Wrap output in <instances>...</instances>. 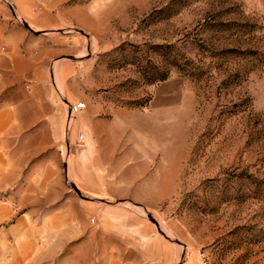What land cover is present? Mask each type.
I'll list each match as a JSON object with an SVG mask.
<instances>
[{
	"label": "rangeland",
	"instance_id": "rangeland-1",
	"mask_svg": "<svg viewBox=\"0 0 264 264\" xmlns=\"http://www.w3.org/2000/svg\"><path fill=\"white\" fill-rule=\"evenodd\" d=\"M34 1L48 33L64 39L48 67L57 104L67 117L71 103L86 108L68 128L56 115L59 131L36 132H58L59 145L20 154L19 212L42 207L34 190L49 163L55 185L130 217L131 260L141 250L163 253L153 264H264V0ZM83 120L101 128L85 148ZM84 149L93 171L111 177L110 195L78 189ZM103 234L58 264H103L123 249ZM10 244L0 240V254Z\"/></svg>",
	"mask_w": 264,
	"mask_h": 264
},
{
	"label": "crops",
	"instance_id": "crops-1",
	"mask_svg": "<svg viewBox=\"0 0 264 264\" xmlns=\"http://www.w3.org/2000/svg\"><path fill=\"white\" fill-rule=\"evenodd\" d=\"M9 2L14 12L0 4V240H10L11 244L0 254V264H58L62 252L75 250L88 239L103 242L104 231L122 241L123 249L106 251L107 259L103 264H153L157 258H162V252L138 250L141 260L134 261L125 251V245L130 244V217L115 211L111 205L101 210L93 202L83 201L68 191L67 187L55 185L58 172L52 164L44 166L34 190L43 196L42 207L29 204L25 205V212H19L17 195L28 190L27 186H19L16 163L20 154L25 153L27 161L29 155L31 159L34 157L36 146L60 144L58 132L45 140L36 138V132L57 131L56 115L62 128L63 118L67 117V111L57 104L52 91V74L48 70L49 62L64 53L65 48L60 45L64 39L51 31L48 33L54 26L43 20L44 12L34 11V0ZM55 75L61 83L58 65ZM80 129L82 139L85 137L84 148L93 144L95 135L101 134L98 122L83 120ZM23 147L25 149L20 152ZM82 151L75 155V162L83 167L85 177V180L77 177L78 189L99 196L113 193L111 177L105 173L96 174L92 158L88 157L86 149ZM95 165L100 169L105 163ZM89 217L96 219L101 232L91 229Z\"/></svg>",
	"mask_w": 264,
	"mask_h": 264
},
{
	"label": "built area",
	"instance_id": "built-area-1",
	"mask_svg": "<svg viewBox=\"0 0 264 264\" xmlns=\"http://www.w3.org/2000/svg\"><path fill=\"white\" fill-rule=\"evenodd\" d=\"M0 4L5 5L9 10H11L12 12H14V8L11 5V3L9 2V0H0ZM15 18H17V16L14 14ZM85 109V103L84 102H77V103H71L68 105V124L71 122V120L77 115L79 114L82 110ZM68 124H67V128H68ZM82 139V134L78 135V140L80 141ZM92 223H94V220H91Z\"/></svg>",
	"mask_w": 264,
	"mask_h": 264
},
{
	"label": "water",
	"instance_id": "water-1",
	"mask_svg": "<svg viewBox=\"0 0 264 264\" xmlns=\"http://www.w3.org/2000/svg\"><path fill=\"white\" fill-rule=\"evenodd\" d=\"M23 26L28 29L29 31H32V29L24 22H22ZM72 188L79 194L77 188L75 187V185H72Z\"/></svg>",
	"mask_w": 264,
	"mask_h": 264
},
{
	"label": "trees",
	"instance_id": "trees-1",
	"mask_svg": "<svg viewBox=\"0 0 264 264\" xmlns=\"http://www.w3.org/2000/svg\"><path fill=\"white\" fill-rule=\"evenodd\" d=\"M165 76H166V74L161 76V77H159V78H157L156 80H163L165 78Z\"/></svg>",
	"mask_w": 264,
	"mask_h": 264
}]
</instances>
